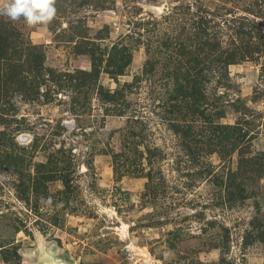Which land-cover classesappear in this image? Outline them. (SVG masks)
I'll use <instances>...</instances> for the list:
<instances>
[{
  "label": "rangeland",
  "instance_id": "374dc122",
  "mask_svg": "<svg viewBox=\"0 0 264 264\" xmlns=\"http://www.w3.org/2000/svg\"><path fill=\"white\" fill-rule=\"evenodd\" d=\"M56 7L0 19V264H264V0Z\"/></svg>",
  "mask_w": 264,
  "mask_h": 264
},
{
  "label": "clouds",
  "instance_id": "9594fccd",
  "mask_svg": "<svg viewBox=\"0 0 264 264\" xmlns=\"http://www.w3.org/2000/svg\"><path fill=\"white\" fill-rule=\"evenodd\" d=\"M57 0H6L0 3V19L13 25L47 26L57 17Z\"/></svg>",
  "mask_w": 264,
  "mask_h": 264
},
{
  "label": "water",
  "instance_id": "95a60500",
  "mask_svg": "<svg viewBox=\"0 0 264 264\" xmlns=\"http://www.w3.org/2000/svg\"><path fill=\"white\" fill-rule=\"evenodd\" d=\"M53 264H71V263H65V262H62V261H54Z\"/></svg>",
  "mask_w": 264,
  "mask_h": 264
}]
</instances>
